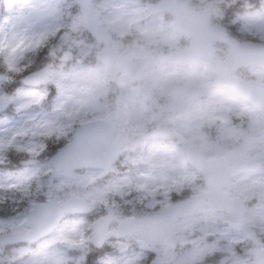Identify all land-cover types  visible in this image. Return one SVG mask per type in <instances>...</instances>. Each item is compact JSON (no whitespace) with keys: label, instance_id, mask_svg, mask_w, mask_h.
<instances>
[{"label":"snow or ice","instance_id":"1","mask_svg":"<svg viewBox=\"0 0 264 264\" xmlns=\"http://www.w3.org/2000/svg\"><path fill=\"white\" fill-rule=\"evenodd\" d=\"M49 7L0 0V264H186L187 251L148 246V228L205 249L198 264H264V222L254 234L241 229L217 191L203 197L207 216L182 218L181 202L155 195L150 158L113 145L71 104L74 89L54 74ZM261 8L249 0L250 12ZM234 171L259 181L264 215V156Z\"/></svg>","mask_w":264,"mask_h":264},{"label":"rangeland","instance_id":"2","mask_svg":"<svg viewBox=\"0 0 264 264\" xmlns=\"http://www.w3.org/2000/svg\"><path fill=\"white\" fill-rule=\"evenodd\" d=\"M190 1L197 6V8L194 7L195 9L202 10L207 0ZM47 2L50 5L48 15L53 18L51 28L53 35L56 34L60 25L58 21L60 9L65 10L68 16L65 15L69 20L68 29L73 34L79 35L76 25L77 16L72 1L47 0ZM91 2L98 8L95 7L97 14L102 15L104 12L101 17L109 23L111 48L136 60L132 68L139 77L140 83L160 99L162 115L158 126L162 132L172 138L179 136L196 146L203 156L213 157L216 146L233 148L238 144L237 136L233 134L234 121L235 123L238 121L242 124V128H245L248 137L257 141L258 148L253 154L260 153L264 156V127L260 124L258 116L231 94L215 90L211 85L213 78L201 70L202 61L192 60L181 69L173 70L154 60L157 54L163 53L161 52L163 47L173 49L183 44L181 36L168 21L162 17H148L138 2L134 3L132 8H126L116 0H92ZM247 2L249 0H237L239 9H245ZM221 17L219 10H214L211 21L218 23ZM241 18L235 23L238 34L264 41V8L253 15L243 14ZM103 20L100 22L105 26ZM152 27L160 29L158 36L150 41H139L137 34ZM128 38L131 39L128 40ZM138 44L146 46L144 54L139 51ZM67 47L65 43L59 42L57 52H63ZM98 49L99 47L95 44L73 48V60H80L91 52L95 54ZM222 54V50L213 54L214 59L221 61ZM56 65L54 74L74 89L71 104L82 110L86 121L109 118L116 120V136L122 140V150L150 158L153 173L161 177V183L154 186L158 199L168 198L170 189L173 194L181 188L186 189V186L189 190H196L198 179L184 168L180 153L171 148L160 147L152 141L150 131L153 124V112L151 113L149 106H145L138 100L132 87L121 74H117L115 86L113 85L114 87L110 90L111 96L116 94L115 100H118L119 108L112 110L109 114V91H107L109 86L106 87L104 83L108 78L103 67L98 64L88 67L83 63ZM247 73L253 79L262 76L259 69L249 70ZM177 86H187L190 91L186 96L175 97L174 89ZM210 105L213 109H210ZM235 127L240 126L235 125ZM173 179L178 180V186L168 187L164 182ZM258 189L259 181L250 179L249 175L244 174L234 181L229 192L239 200H252V209L247 220L260 230L264 215L259 208ZM208 213L209 210L203 209L193 218L204 217ZM181 244L189 245L192 241L182 234ZM187 257L188 254L184 259L187 260Z\"/></svg>","mask_w":264,"mask_h":264},{"label":"water","instance_id":"3","mask_svg":"<svg viewBox=\"0 0 264 264\" xmlns=\"http://www.w3.org/2000/svg\"><path fill=\"white\" fill-rule=\"evenodd\" d=\"M81 6V11L83 15V24L84 26L89 29L100 41L104 40L103 33L102 31L99 30V28L94 24L92 20V16L90 14V11L87 6V1L86 0H78ZM125 1H131V0H125ZM176 1L178 0H164L163 6L159 7L158 10L163 9V8H169L172 5H176ZM178 9V18L177 20L181 23L182 27L191 35L195 38V41L193 39V43L195 42L194 45V50H192V54L185 53V58L180 60V62L185 61V59H188L191 56H197V53L195 51H200V52H207L210 50V45L212 40H221V41H226L224 38V34H219L217 33L214 29H211L208 27V21H207V15L205 14L202 18L199 17H194V15L188 14L185 9H182L180 6L177 5ZM209 29V30H208ZM213 32V33H211ZM229 43V42H227ZM230 44V43H229ZM232 52L230 53L229 56V63L232 65V59L239 58L244 52H249L252 54V59H257L260 61V64L264 66V50H258L255 48V45L253 44H247V45H239L237 43L230 44ZM102 59H105L108 64H109V71L110 73L113 74L114 69L116 68H121L125 71V74L130 77L131 79H135L131 72L126 69V66L129 64V61L119 58L117 53H109V52H104V55ZM222 79V78H221ZM225 81H229L228 79H222V83L225 86H231L236 83L232 82L227 85ZM257 85H253L251 83L244 84L238 89V92L243 93L244 96L250 100H253L259 104L260 107H264V96L261 90L256 88ZM142 92V91H141ZM142 93H145L143 90ZM146 94V93H145ZM262 98V100H261ZM193 152V151H192ZM191 151H188L189 155V160L193 163L194 161L192 158L196 156V153ZM209 180L211 183L219 184L222 180V175L219 173L216 174H210L209 175ZM226 180V179H225ZM197 203H204V199L202 196L197 195L194 197L192 201H189L183 205H179V210H184L187 208H192L194 204ZM181 216L184 215V213L180 212ZM157 231L166 229L167 228H155ZM165 231V233H166ZM162 233L161 235L165 234Z\"/></svg>","mask_w":264,"mask_h":264}]
</instances>
